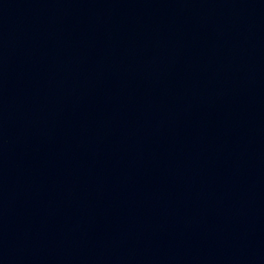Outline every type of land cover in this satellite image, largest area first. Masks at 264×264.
<instances>
[{"label": "water", "instance_id": "1", "mask_svg": "<svg viewBox=\"0 0 264 264\" xmlns=\"http://www.w3.org/2000/svg\"><path fill=\"white\" fill-rule=\"evenodd\" d=\"M0 264H264V0H0Z\"/></svg>", "mask_w": 264, "mask_h": 264}]
</instances>
